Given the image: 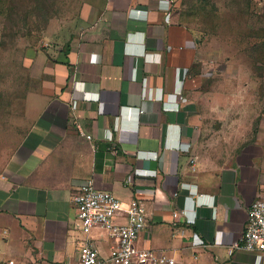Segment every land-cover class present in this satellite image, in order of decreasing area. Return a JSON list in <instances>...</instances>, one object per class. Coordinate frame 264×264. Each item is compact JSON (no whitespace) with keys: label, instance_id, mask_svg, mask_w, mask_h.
<instances>
[{"label":"crops","instance_id":"crops-1","mask_svg":"<svg viewBox=\"0 0 264 264\" xmlns=\"http://www.w3.org/2000/svg\"><path fill=\"white\" fill-rule=\"evenodd\" d=\"M83 2L55 46L25 52L24 95L1 96L0 264H79L87 237L72 198L90 180L142 205L140 248L176 264H264L258 252L229 253L248 204L264 197L262 150L226 159L202 139L222 121L207 106L213 69L182 1ZM89 237L108 253L105 232Z\"/></svg>","mask_w":264,"mask_h":264},{"label":"rangeland","instance_id":"rangeland-1","mask_svg":"<svg viewBox=\"0 0 264 264\" xmlns=\"http://www.w3.org/2000/svg\"><path fill=\"white\" fill-rule=\"evenodd\" d=\"M83 1L0 0V105L1 96L26 92L25 52L55 46L53 34L75 28ZM181 1L208 51L213 73L204 85L206 103L222 121L221 132L212 123L202 139L219 142L226 159L259 146L264 171V0Z\"/></svg>","mask_w":264,"mask_h":264},{"label":"built area","instance_id":"built-area-1","mask_svg":"<svg viewBox=\"0 0 264 264\" xmlns=\"http://www.w3.org/2000/svg\"><path fill=\"white\" fill-rule=\"evenodd\" d=\"M195 161L196 158L192 159L191 164ZM72 202L77 208L76 229L87 237L79 249V264H176L175 258L167 253L137 245L147 226L141 204L133 202L125 207L113 193L97 189L93 180L78 189ZM94 230H101L110 238L106 255L89 237ZM234 251L264 255V197L258 196L248 204L245 229L229 248L230 254Z\"/></svg>","mask_w":264,"mask_h":264}]
</instances>
